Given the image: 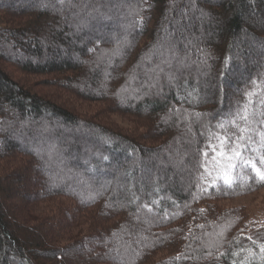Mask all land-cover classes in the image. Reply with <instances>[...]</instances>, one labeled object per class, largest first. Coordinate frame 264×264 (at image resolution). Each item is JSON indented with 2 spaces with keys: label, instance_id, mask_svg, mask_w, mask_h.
<instances>
[{
  "label": "trees",
  "instance_id": "trees-1",
  "mask_svg": "<svg viewBox=\"0 0 264 264\" xmlns=\"http://www.w3.org/2000/svg\"><path fill=\"white\" fill-rule=\"evenodd\" d=\"M241 135L264 171V0H0V264H264Z\"/></svg>",
  "mask_w": 264,
  "mask_h": 264
},
{
  "label": "rangeland",
  "instance_id": "rangeland-1",
  "mask_svg": "<svg viewBox=\"0 0 264 264\" xmlns=\"http://www.w3.org/2000/svg\"><path fill=\"white\" fill-rule=\"evenodd\" d=\"M102 105L100 103H76L74 105V110L77 114L84 117H93V114L98 110ZM96 121L103 124H108L113 127H116L125 131H133L137 129L134 123L130 122L126 118L119 116L118 114L107 115L105 119L103 117H95ZM40 181V180H39ZM103 181V180H100ZM41 182V181H40ZM37 184V186H41ZM34 192L30 191V196H33ZM225 206H243L249 212L251 217H262L264 219V188L258 190L250 195H245L243 197L227 200L223 202ZM40 208L36 210L39 212Z\"/></svg>",
  "mask_w": 264,
  "mask_h": 264
},
{
  "label": "snow or ice",
  "instance_id": "snow-or-ice-1",
  "mask_svg": "<svg viewBox=\"0 0 264 264\" xmlns=\"http://www.w3.org/2000/svg\"><path fill=\"white\" fill-rule=\"evenodd\" d=\"M242 119H246V117H242ZM244 140V136H237L236 137V144L234 147H232L231 149V154L228 155L226 152H222L221 153V157L222 158H226L228 160V163L225 165V169L226 170H232L233 172L235 171V169L237 167L240 166H245V167H251L252 170L255 173V176L262 182H264V171H261L259 167H257L256 163L253 161V159L251 157L245 159L244 157V152L248 151L249 149L244 147L241 148L240 147V142H242ZM233 142L231 141L230 138H228L227 136H225L224 140L221 141V147H224L225 144L227 145H231ZM235 161V162H233ZM260 164L264 165V157H262L260 159ZM224 184L226 185H231L233 183L232 178L229 175H225L224 177H222ZM249 239H252L251 237H249ZM256 241H253V243H255ZM262 252H264V246H261L260 249Z\"/></svg>",
  "mask_w": 264,
  "mask_h": 264
}]
</instances>
